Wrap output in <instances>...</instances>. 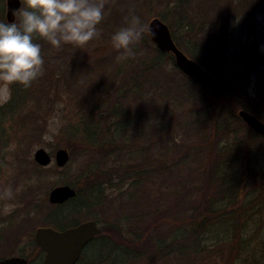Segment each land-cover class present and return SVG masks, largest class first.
<instances>
[{
    "label": "trees",
    "instance_id": "1",
    "mask_svg": "<svg viewBox=\"0 0 264 264\" xmlns=\"http://www.w3.org/2000/svg\"><path fill=\"white\" fill-rule=\"evenodd\" d=\"M107 1L104 19L98 26L101 35L94 40L98 43L109 37L111 47H108L110 56L107 61V58L98 59L95 53L85 55V52H82L83 54L75 55L73 52L77 48L71 45H62L56 48L46 40L34 38V42L41 45V55L44 60L43 75L27 88L19 84L11 85V98L7 104L0 107L1 119L12 118L19 111L25 109V105L29 103L31 108L21 116L18 122L22 126L35 121H38L35 123L37 124L41 115L37 112L39 102H47L49 106L46 107V111L49 112L56 101L54 97L50 96V91L58 86L63 87L62 91L68 93L66 95L68 100L75 106L73 108L75 110L74 117L72 115L67 120V124L62 127V132L76 140L80 146L81 181L71 185L76 195L63 204L51 205L48 203L45 207H41L37 203L33 205L32 202L28 204L23 202L25 211L28 212L30 208V211L35 212V215L33 217L29 214L25 215L19 224H21L20 226L22 224L25 226L38 224L41 227L64 230L77 225L80 222V217H83L84 220H93L98 224V218L95 214L93 215V212H98L100 209L99 215L104 218L110 217L111 227H122L125 224L137 222L138 216L142 215L143 218H146L149 213L152 215V212L145 210L141 211V213L143 212L140 213L141 215H135L130 211L134 191L139 189L146 194L145 184L152 180L154 174L166 175V172L169 173L168 169L172 171L179 161L182 163L184 161L176 153L154 158V160L150 159L151 157L146 158L144 154L151 143L142 146L133 137L138 136L140 140H151L150 136L155 132L158 134L156 146L159 155L172 151L175 146L180 150L186 146L182 143L178 146L175 145L169 134H172L178 126L181 129L177 120H179L178 117H182L184 118L182 119L184 128L192 127L193 123L197 127L202 124L204 126L200 133L201 140L188 146L192 148L189 149L190 151H194L204 183L196 186V189L188 187V193H194L198 198L204 199L210 196L208 193L210 188L213 191L216 190L221 199L205 203L206 205L203 201L198 200V206L195 208L190 204L187 207L193 215L187 217L186 222L189 223L190 217H195L199 219L196 227L201 226V229L199 227L189 228V236L198 234L195 232L197 229L200 232L203 231L208 228V225L211 226L208 221L212 217L219 213L223 214L220 211L215 212L212 202L233 198L237 189L243 187V184L252 177L251 155L253 152L251 144L253 139L264 144V139L248 128L236 113L239 109L249 106L244 102L245 82L254 66L255 50H249V53L253 54L251 55L253 59L245 58L244 63H242L244 55L241 50L238 54H233L236 53V47L230 45V36L233 31L228 32L226 28L228 27V18L232 15L229 8L232 6L233 0H163V4L168 6L177 17L176 21L169 26L176 46L185 52L189 59L195 61L199 66L203 65L204 70L212 76L216 84H221V94L215 96L209 89L183 74L175 65L174 58L170 53H163L154 45V47H148L147 42L151 43V41L146 37V32L140 43L133 46L134 56L123 60L118 59L120 53L112 47L111 36L125 26L124 18L128 15L129 10H134L135 15L141 19L144 17V9L147 10L155 3H161L162 0ZM243 3V11L240 12L242 15L238 16L240 19L237 23L238 27L242 28L246 34L245 37L248 38L251 34L249 35L247 32L256 28L253 14L258 7L250 0H243ZM0 14V22L7 23L2 11ZM232 19L230 18V20ZM174 28L182 29L183 34L190 39L199 36L206 52L203 51L201 57L187 52L177 40ZM213 40L215 45H213ZM247 44L248 41L244 45L245 49H248ZM98 48L96 46L94 50L98 51ZM226 58L229 61L225 62ZM103 61H106L105 65L102 64ZM215 61H219L221 67L216 66L217 69H215ZM88 82L91 83L90 88H87ZM194 91H197V96H194ZM51 94L54 95L53 90ZM143 94L151 100L161 99L163 101L160 102V106L158 104L159 107L158 109L156 107L155 113L152 114L151 106L147 99H144ZM181 100L186 101L180 102ZM194 102L199 104L198 109H191L188 106L183 111L182 109L177 110L183 103ZM256 102L263 104L259 103L254 108L245 109L264 123V100L261 97ZM187 117H190L188 121L185 119ZM203 118L207 120L205 123L202 122ZM153 119L155 120L153 121ZM209 120L211 121L210 126H208ZM34 131L31 130V132ZM34 137L33 135L31 139ZM22 139L20 147L27 141ZM22 151L24 150L22 149ZM215 154L222 155L218 163L212 162ZM149 161H153L155 164L152 165ZM18 164L21 168L24 167L21 160ZM213 164L215 166H212ZM33 165L32 174L25 173V175L27 179L37 180L38 184L35 187L38 189L43 178L57 172V170L42 168L35 163ZM25 167H29V164ZM36 173H38L39 179L36 177ZM126 181H130V183L125 184ZM205 181L207 182L205 183ZM213 181L214 186L211 187ZM232 182H238L240 186L237 187ZM35 187L28 188L27 193L31 194L33 190H36ZM106 187L120 188L110 196L106 193ZM174 190V194H184V189L174 188ZM32 208L34 209L32 210ZM159 211L161 210H157V212ZM232 213L229 214L232 215ZM160 225L157 223L155 227ZM160 235L158 233L157 236ZM173 235L176 234L173 233ZM102 242V235L94 241V243ZM173 242L176 243L175 240ZM156 244L155 248L160 250L163 243L158 239ZM89 247L83 250L79 261L87 259L85 251ZM236 247L240 249L237 241ZM37 249L42 253L39 248ZM188 249L190 250L188 251L189 257L194 252H196L195 255L198 254L195 242L190 243ZM214 252L217 254L216 248ZM127 254L132 256L133 253ZM190 263H192L191 260Z\"/></svg>",
    "mask_w": 264,
    "mask_h": 264
},
{
    "label": "rangeland",
    "instance_id": "2",
    "mask_svg": "<svg viewBox=\"0 0 264 264\" xmlns=\"http://www.w3.org/2000/svg\"><path fill=\"white\" fill-rule=\"evenodd\" d=\"M250 1L254 2L256 7H258L253 14L256 28L247 32L251 35L246 38V34H244L242 28L238 27L239 25L237 23L240 19H238V16L242 15L240 12L243 11V0H233L232 6L229 8L231 9L229 12H232V15L228 18V27H226L228 32L233 31V34L230 36V45L236 47V53L233 54H238L240 50L243 52L244 56L242 58V63H244L245 58H252L251 55L253 54H250L249 50H255L254 53L256 54L253 55L255 59L252 58L254 66L245 82L244 102L249 105L245 108H254L259 105V103H262L256 102L257 99L261 97L264 100V0ZM163 3L164 1L162 0L161 3H155L152 7H148L147 10L144 9V17L141 18V22L147 28L148 23L153 18H158L167 25L171 33L169 26L176 21L177 17H175L169 7L165 6ZM5 9V0H0V12L2 11L4 19ZM230 18L234 20H230ZM174 29L175 36L178 39L175 38L187 52L199 57L203 55V51L206 52L199 36L190 39L183 34L182 29ZM145 32L146 37L149 38L147 31ZM94 40L95 39L90 41L89 44L82 49H75L73 54L77 55L85 52L84 54L87 55L95 53L98 59L107 58V61L110 56V48L108 47H111L109 44V37H106L102 42L98 43H96V41L94 42ZM214 40L213 45H215ZM246 41H248V49L244 48ZM153 45L152 42H147L148 47H154ZM96 46L99 47L98 51L94 50ZM200 50L201 52L199 53ZM182 53L187 57L185 52ZM106 61H103L102 64L105 65ZM227 61H229L228 58L225 59V62ZM200 66L202 67L203 65L200 64ZM216 66L221 67L219 61H215V69H217ZM202 69L204 70V66ZM210 77L214 81L212 76ZM220 85L221 84H217L219 88ZM90 87L91 83L88 82L87 88ZM62 88L58 86L52 89L54 95L51 94L52 90L50 91V96L52 98L54 97L56 101L54 105L52 104L53 107L49 112L46 111V107L49 106L47 102H39L37 112L41 115L39 123L37 124L35 123L38 121H35L32 124L27 123L22 126V124L18 122L21 116L31 108L29 103L25 105V109L13 116L14 119H12L13 117L0 118V242L12 244L14 256L26 258L28 264H41L43 254L37 249L33 238L34 231L41 226H38V224H30L27 226L22 224V226H20L21 224L19 223L22 217H25L27 214L32 217L35 215V212L30 211V208L28 211L29 213L25 211L26 209L23 202H25V204L26 202L27 204L32 202L33 205L37 203L39 206L45 207L46 204H48V193L53 188L61 185L71 187V185L73 186V184L75 185L81 181L80 167L82 166V160L79 158L81 153L80 146L76 140L69 138L67 134L62 132V127L67 124V120L70 119L72 115L74 117L75 110H73V108H75V106L73 102L68 100L66 96L68 93L63 92ZM196 92L197 91H194V96H197ZM143 95L144 99H147L148 104L151 106L152 114L155 113L156 107L158 109L161 105L160 102L163 101L161 99L151 100V98L146 97L145 94ZM185 101L186 100H181L180 102ZM7 102L0 101V107L7 104ZM198 105L197 102L191 104L183 103L181 108H177V110L182 109L183 111L188 108V106H190L191 109H198ZM245 108H241L238 111L244 110L248 112ZM238 111L236 113H238ZM178 118L179 120L177 121L181 129L178 126L176 130L169 135H171L173 139L172 142L175 145L177 144L178 146L182 143L186 146L180 150L175 146L176 148L174 147L172 151L168 153L163 152L159 155L156 146L158 134L155 132L150 136L151 140H140L138 136L133 137L134 140L137 139L136 142L142 146H147L151 143V146L144 154L146 158L151 157L150 159L154 160V158L176 153L181 157V160L184 161L183 163L179 161V163L173 167L174 169L172 171L168 169L169 173L166 172V175L154 174L152 180L147 181V184H145L147 190L146 194L139 189L134 191L130 211L135 215H141L143 213H141V211L145 210L147 212H152V215L149 213L146 218H143L141 215L138 216L139 219L137 222L128 225L125 224L122 227H111L110 217L104 218L99 215L100 209L98 212L94 211L93 215L95 214L98 218V225L104 234H106L107 238L113 241L116 246L113 245L114 249L112 250L105 249L103 246L102 248L89 247V249L86 250L87 252L85 251L87 259H85V261L83 260L84 262L80 260L81 262L79 261L77 264H114V262L115 264H264V144L254 139L251 144V151L253 152L251 155L252 177L243 184V187L237 189L233 198L212 202L215 212L220 211L223 214L219 213L217 216L212 217L211 220L208 221V224H211V226H207L208 228L201 232L197 229L195 232L198 234H191L189 236V228L199 227L201 229V226L196 227L199 219L195 217H190L189 223H192V226L186 222L187 217L193 215L187 207L191 205V207L194 206L195 208L198 206V200L203 201L204 204H208L213 200L221 199L219 198L220 196L217 195V191H213L210 188L208 191L210 196L204 199L198 198L194 193H188V187L196 189V186H200L201 183H204V178L200 172L201 169L197 166L194 151H190L189 149L192 148L188 147L193 145L196 141L201 140L200 133L202 129H204V126H202V124L197 127V125L193 123L192 127L189 126L184 128V120H182L184 118ZM189 118L190 117L185 118L187 119L186 121H188ZM173 119L175 118L173 117ZM154 120L155 119H153V121ZM206 121L207 120L203 118L202 122L205 123ZM210 124L211 121L209 120L208 126H210ZM31 130L35 131L31 132ZM33 135L35 137L31 139ZM22 138L27 141L23 143L24 146L22 145L20 147V143L23 142ZM19 147L21 148L20 150ZM40 148L44 149L51 157L54 156L57 149H65L69 154V161L63 168H57L54 162L45 167V169H53V171L57 170V172L43 178V181L39 183L40 188L38 189L35 187L38 184L36 182L37 180L27 179L25 173L28 175L32 174V166H34L33 154ZM22 149L24 151H22ZM221 157V154H215L212 162L218 163ZM20 160L24 164L22 168L19 165L21 162L18 164ZM149 162L152 165L155 164L153 161ZM28 164L29 167H25ZM212 166H215V164ZM36 177L39 179L38 173H36ZM206 182L207 181H205V183ZM129 183L130 181L125 182V184ZM213 183L214 181L211 187L214 186ZM232 183L236 184L237 187L240 186L238 182ZM33 187H35L36 190H33L31 194L27 193L28 188L32 189ZM119 188L120 187H106V193L112 196ZM174 188L184 189V194H174ZM9 190L10 195L6 194ZM22 194L24 195L22 196ZM33 209L34 208H32V210ZM157 210L161 211L157 212ZM229 213H232V215ZM87 220L80 217L79 223ZM156 222L161 225L155 227V224H157ZM158 233L161 234V237L157 236ZM173 233L176 235H173ZM158 239L163 243L160 250L156 249L154 246L157 245L156 240ZM174 240L176 243L173 242ZM236 241L240 249H237ZM194 242L198 254L195 255L196 252H194V254L192 253L189 257L188 251L190 250L188 247L190 243ZM215 248L217 249V254L214 252ZM108 251L110 252L109 255L106 254ZM130 252L133 253L132 256L127 254ZM136 254H139L138 258H136ZM134 255L135 258H133ZM190 260L192 263H190Z\"/></svg>",
    "mask_w": 264,
    "mask_h": 264
},
{
    "label": "clouds",
    "instance_id": "3",
    "mask_svg": "<svg viewBox=\"0 0 264 264\" xmlns=\"http://www.w3.org/2000/svg\"><path fill=\"white\" fill-rule=\"evenodd\" d=\"M107 0H20L14 9L15 22H0V101L11 98V85L25 88L43 75L41 45L34 38L52 46L71 45L82 49L100 37L97 26L104 19ZM125 26L111 36L118 59L134 56L133 46L140 43L147 28L130 9ZM154 34V33H153ZM10 195V190L6 193Z\"/></svg>",
    "mask_w": 264,
    "mask_h": 264
},
{
    "label": "water",
    "instance_id": "4",
    "mask_svg": "<svg viewBox=\"0 0 264 264\" xmlns=\"http://www.w3.org/2000/svg\"><path fill=\"white\" fill-rule=\"evenodd\" d=\"M5 4V19L7 23L14 22L15 17L12 15V11L21 6L20 0H5ZM147 33L159 51L172 54L175 65L183 74L209 89L213 95L221 94V89L208 73L177 48L166 24L158 18H153L148 23ZM237 115L248 128L264 139V124L260 120L244 110L238 111ZM33 159L41 167H47L52 162V157L41 148L34 152ZM68 161V152L62 148L57 149L53 156L55 166L63 168ZM74 196L75 191L70 186H57L48 193V202L62 204ZM100 233L101 230L94 221L83 222L63 231H57L50 227L37 228L34 232V242L44 253L41 264H75L84 246ZM0 264H27V260L21 257H12L0 261Z\"/></svg>",
    "mask_w": 264,
    "mask_h": 264
},
{
    "label": "flooded vegetation",
    "instance_id": "5",
    "mask_svg": "<svg viewBox=\"0 0 264 264\" xmlns=\"http://www.w3.org/2000/svg\"><path fill=\"white\" fill-rule=\"evenodd\" d=\"M97 226H99V225H97ZM121 230V229H120ZM102 235V239H103V242L102 243H94V241H96V238L97 237H99V236H101ZM103 235H105V236H103ZM10 243H4V242H0V261H3V260H5V259H8V258H12V257H15L14 256V253H13V251H14V248L11 246L12 244H10ZM172 244V243H171ZM113 245L114 246H116V244L113 242V241H110L108 238H107V236H106V234H104V232H102L101 234H99V235H97V236H95L86 246H85V248H87V247H93V248H96V247H98V248H102V246L105 248V249H114L113 248ZM118 245V244H117ZM152 245V244H151ZM107 255H109L110 254V252L108 251L107 253H106ZM138 255L139 254H136V258H138Z\"/></svg>",
    "mask_w": 264,
    "mask_h": 264
}]
</instances>
